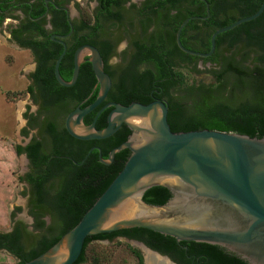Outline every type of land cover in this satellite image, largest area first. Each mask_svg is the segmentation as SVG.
<instances>
[{
    "label": "trees",
    "instance_id": "16d2710c",
    "mask_svg": "<svg viewBox=\"0 0 264 264\" xmlns=\"http://www.w3.org/2000/svg\"><path fill=\"white\" fill-rule=\"evenodd\" d=\"M262 1L209 0L210 17L204 21L190 20L182 30V43L191 49L208 51L214 30L254 13ZM106 2L110 0L103 4ZM151 2L152 6L159 5L164 27L174 23V29L164 28L162 33L154 34L150 48L137 51L131 66L117 78L107 64L111 54L110 44L96 43L105 70L113 77V83L107 98L85 116L84 122L91 123L98 109L110 100L129 104L133 101L149 103L158 98L167 101L168 122L173 131L215 129L264 136V11L256 19L220 33L213 54L199 57L184 52L176 43L179 25L193 12L183 14L173 1ZM173 9L179 12L170 15ZM111 13L103 19L96 16L94 20L87 13L81 27L92 31L105 29L107 22L111 21ZM199 22H204L205 28ZM189 29L194 33L188 35ZM200 61L203 68L199 67ZM140 63H146V67L142 72H137L136 66ZM89 68L82 65L78 80L71 87L57 85L52 79L49 80L48 86L54 93L49 105L57 121H63L75 107L90 104L98 95L99 89H96L84 101L93 83L83 80ZM43 71H46L43 74L50 75L53 68ZM60 72L64 79L69 80L73 68L64 70L60 66ZM201 74H207L211 79L205 81L199 77ZM110 109L112 107L99 115L96 122L98 128L106 126ZM30 119L31 123L36 121V118ZM61 124L55 121L47 123L43 130L47 141L33 137L27 145L17 144L15 147L18 154L26 153L30 160L31 169L21 178L31 186L30 214L34 218V227L41 230L29 247L25 246L26 231L21 223H17L11 231L0 232V248L13 254L18 259L17 263L35 258L73 228L119 173L130 155L129 149H122L115 154L111 163L106 164L99 160L98 149L89 152L92 146H98L102 157L107 159L109 151L130 135L131 129L126 124L109 137L87 140L72 136ZM26 131L25 128L24 133ZM170 196L167 187L158 185L147 189L143 199L148 203L163 204ZM46 215L52 218L50 224L46 223ZM116 237L143 241L152 249L168 255L177 264H249L218 245L177 241L170 235L143 227L87 236L82 253L73 264L87 262V249L91 241L113 240ZM129 250L136 257L137 264H146L138 248L130 246ZM99 260L100 257L96 255L89 264H99Z\"/></svg>",
    "mask_w": 264,
    "mask_h": 264
},
{
    "label": "water",
    "instance_id": "95a60500",
    "mask_svg": "<svg viewBox=\"0 0 264 264\" xmlns=\"http://www.w3.org/2000/svg\"><path fill=\"white\" fill-rule=\"evenodd\" d=\"M263 11L264 0L254 13L214 30L208 51L188 48L181 41L182 30L190 20L208 17L207 5L205 16H189L179 25L176 43L184 52L208 57L215 51L220 33L256 19ZM65 49L55 62L57 80L72 86L88 55L99 84L98 95L90 104L78 106L67 115V131L78 139H103L126 124L131 129L128 138L112 148L107 159L101 152L99 157L109 164L122 149H129L130 155L73 228L35 258L14 264H73L87 236L133 227L170 235L177 241L218 245L249 264H264V136L215 129L173 131L167 101L158 98L149 103L108 102L93 122L86 124L85 115L106 98L112 78L99 49L86 44L75 52L71 80L64 79L59 66ZM107 107H112L107 125L98 128L96 119ZM24 157L29 160L26 154ZM158 185L169 189L170 198L163 204L146 202L145 191ZM133 240L177 264L143 241Z\"/></svg>",
    "mask_w": 264,
    "mask_h": 264
},
{
    "label": "flooded vegetation",
    "instance_id": "af4514ba",
    "mask_svg": "<svg viewBox=\"0 0 264 264\" xmlns=\"http://www.w3.org/2000/svg\"><path fill=\"white\" fill-rule=\"evenodd\" d=\"M104 1L108 0H87V3H92L89 13L92 15L93 20L96 16L99 19H103L105 15H110L109 13L112 11L111 21L107 22L105 29L92 31L89 28L81 27L88 15L84 7L80 5L81 0H0V29L5 34L6 45L17 51L26 52V55L31 58L29 62H31L32 68L28 75L25 76L28 81L26 88H30V90H26V93L36 105V110L30 111V109L29 112L26 110L24 113L26 120L24 129L37 130L40 136H35L34 138L38 140L47 141L45 139L47 135L43 130L49 121H55L59 125L63 123L65 126L67 115L76 108L70 110L64 120H60V122L55 118L54 110L49 105V100L54 95L48 86L49 80L52 79L57 85H62L55 76L54 67L56 59L64 48H66L65 55L60 62V66L66 70L74 68L75 52L81 46L92 44L99 49L96 43L110 44L111 54L107 59V64L111 66L114 77L117 78L123 75L131 66V60L137 51L150 48L151 37L154 34L162 33L164 28L174 29V23L164 27L165 23L161 21L163 14L159 11L160 7L158 4L152 6L151 0H110L105 5L103 4ZM172 1L178 5L177 7L183 14L192 11L193 15H188V17L205 16L207 14V5H209V9L211 8L209 0H168L169 3ZM72 6L77 13L73 14ZM177 12H179L178 9H173L170 11V15H174ZM209 17L210 14L205 19H197L204 21ZM109 23L111 27L107 28ZM199 25L205 28L206 24L199 22ZM192 33L194 31L189 29L188 35ZM88 57V55L84 56L79 70L80 73L82 65L90 67L87 71L88 74L85 73L83 80L84 82H93L84 101L90 98L96 89H99L92 63L88 60ZM113 57L116 58V61L111 64L110 59ZM145 67L146 63H140L136 66V71L142 72ZM49 68H53V73H49L50 75L43 74L46 71L42 72V70ZM111 78L113 83V77ZM111 101L113 100L106 103ZM30 118H36V121L31 123ZM31 140L32 138L23 146L27 145ZM94 149H98L100 155L101 148L98 146H92L89 152ZM84 160L85 158L81 163ZM28 161L30 163V160ZM75 162L77 163V161ZM26 183L29 184L28 182ZM16 225L17 222L14 227Z\"/></svg>",
    "mask_w": 264,
    "mask_h": 264
},
{
    "label": "rangeland",
    "instance_id": "374dc122",
    "mask_svg": "<svg viewBox=\"0 0 264 264\" xmlns=\"http://www.w3.org/2000/svg\"><path fill=\"white\" fill-rule=\"evenodd\" d=\"M80 5L89 13L91 4L81 0ZM88 6V7H87ZM73 14L77 13L72 6ZM5 34L0 29V232L12 230L14 225L21 223L26 231L25 246L37 237L41 230L34 227V219L30 214L31 186L22 180L31 166L24 154L16 152V145L26 144L31 138L40 136L37 130L27 129L24 113L36 110V105L26 93L28 81L26 75L31 70V58L26 52H20L6 45ZM116 58H111L114 63ZM203 68L202 63L199 64ZM205 81L211 77L199 75ZM47 224L52 222L50 215L45 216ZM138 248L143 257L145 250L161 256L153 250L143 247L133 239L116 237L113 240L95 239L87 249L89 264L96 255L100 257L99 264H137L136 257L129 247ZM162 257V256H161ZM18 259L9 251L0 248V264H14ZM146 264H151L146 261Z\"/></svg>",
    "mask_w": 264,
    "mask_h": 264
},
{
    "label": "bare ground",
    "instance_id": "6f19581e",
    "mask_svg": "<svg viewBox=\"0 0 264 264\" xmlns=\"http://www.w3.org/2000/svg\"><path fill=\"white\" fill-rule=\"evenodd\" d=\"M146 261L151 264H171L166 258L145 250Z\"/></svg>",
    "mask_w": 264,
    "mask_h": 264
}]
</instances>
